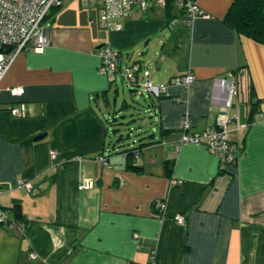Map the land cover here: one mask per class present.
Returning <instances> with one entry per match:
<instances>
[{
    "label": "crops",
    "instance_id": "crops-1",
    "mask_svg": "<svg viewBox=\"0 0 264 264\" xmlns=\"http://www.w3.org/2000/svg\"><path fill=\"white\" fill-rule=\"evenodd\" d=\"M62 1L50 20L51 45L22 51L1 82L0 207L20 206L27 224L25 233L0 225V264H264V45L224 22L234 0H196L209 17L192 24L175 2H153L113 31L100 27L97 4ZM105 44L123 64L140 61L153 83L168 86L162 98L150 97L157 129L145 142L156 143L137 161L110 137L119 124L107 110L113 95L118 103L120 83L99 72ZM236 69L240 92L247 97L253 85L260 99L248 127L238 133L231 126L237 162L223 167L203 144L177 149L184 115L191 133L236 116L238 96L227 107L215 84ZM188 72L195 76L189 88L173 83ZM16 87L23 96L9 92ZM21 104L27 116L12 115ZM128 108L124 99L119 112ZM104 154L107 164L98 160ZM167 160H175L171 176ZM86 179L96 184L81 190ZM19 180L38 193L19 188Z\"/></svg>",
    "mask_w": 264,
    "mask_h": 264
},
{
    "label": "built area",
    "instance_id": "built-area-1",
    "mask_svg": "<svg viewBox=\"0 0 264 264\" xmlns=\"http://www.w3.org/2000/svg\"><path fill=\"white\" fill-rule=\"evenodd\" d=\"M168 1L175 2L180 11L188 17V24H192L197 18H206L209 15L204 12L196 0H79L83 6L97 4L99 6V25L107 31L122 30V19L129 17L135 9L148 11L153 2L161 3L163 6ZM63 6L62 0H0V93L1 82L17 56L24 50H35L42 52L51 45L50 40V15L54 9ZM179 18L172 21L176 25ZM97 54L101 60L99 72L106 75L111 83H121L127 92H131L144 97L161 98L167 93L168 86L157 85L150 79V72L140 61H133L128 64L122 63L121 53L110 44L100 47ZM195 81L192 72L181 74L175 77L173 83L185 88H189ZM216 85H221V92L227 107L233 105V97L238 96V86L235 82V74L228 72L224 79H215ZM9 92L13 96H23L25 88H10ZM236 116L230 119L228 116H221L216 124L206 128L202 132H190L191 119L189 114L184 115L182 120L183 136L178 141L177 149L184 144H203L208 151L217 156L225 167L234 164L240 155V150L236 147L231 137V126L238 133L246 128L240 121V104L236 103ZM26 107L21 104L12 107L11 113L16 117H26ZM264 117V114H262ZM56 152L52 151V157H56ZM107 155L98 157V160L107 164ZM139 155L136 159L139 160ZM19 188H25L29 193H38V188L33 182L19 180ZM94 180L86 179L80 184L81 190L91 189L95 186ZM156 208L164 213L166 202L160 200L155 204ZM13 212L0 207V225H8L20 233H25L26 225L21 221L12 219ZM175 220L180 225L186 224L183 215H176ZM136 238L138 234L134 235ZM30 257L36 258L35 252L30 253Z\"/></svg>",
    "mask_w": 264,
    "mask_h": 264
},
{
    "label": "trees",
    "instance_id": "trees-1",
    "mask_svg": "<svg viewBox=\"0 0 264 264\" xmlns=\"http://www.w3.org/2000/svg\"><path fill=\"white\" fill-rule=\"evenodd\" d=\"M53 15L54 14L52 11L50 15V19L53 17ZM224 22L229 27L234 29L239 36L250 38L264 45V0H234L225 16ZM0 51H4V50H0ZM231 72L235 74V82L238 86V103L240 104V121L242 124L248 127L250 122L254 120L255 114L259 110L260 99L257 98V93L253 85H251L247 97L244 95L243 92L241 93L239 90V78H238L239 71L236 69ZM131 95L136 96V94L134 93H132ZM162 97L163 96H161V98ZM243 107H245L248 110V120L246 122L242 121ZM153 137H154L153 134L149 135L147 138L141 139V142L139 143L138 146L123 150L120 153L123 154L129 161H134V160L137 161L136 155L138 154L139 157H141L143 148L145 146L156 143L155 140L145 142L146 139L150 140L153 139ZM133 163L134 162L130 163L129 165L131 168H134ZM174 163L175 160H167L165 162L166 174L168 176H171L173 172ZM12 212L14 214V219L16 221H21L24 225L27 224L24 218L25 216L22 213L20 206H15L12 209Z\"/></svg>",
    "mask_w": 264,
    "mask_h": 264
},
{
    "label": "rangeland",
    "instance_id": "rangeland-1",
    "mask_svg": "<svg viewBox=\"0 0 264 264\" xmlns=\"http://www.w3.org/2000/svg\"><path fill=\"white\" fill-rule=\"evenodd\" d=\"M118 87L120 89L118 103L115 105L113 95L110 109L107 110V113H110L113 117L115 116L117 118L119 127H115V129H117L118 132L115 134L112 131L110 137L112 138L113 145L117 148V152H120L138 146L141 139L147 138L149 135L156 132L157 125L151 119V114L149 112L148 107L151 103L150 97H144L137 94L136 96H131L132 93L130 92L127 95L124 93L123 85L121 83ZM124 99L127 100L131 108L119 112ZM119 139L123 140H120L117 143Z\"/></svg>",
    "mask_w": 264,
    "mask_h": 264
},
{
    "label": "water",
    "instance_id": "water-1",
    "mask_svg": "<svg viewBox=\"0 0 264 264\" xmlns=\"http://www.w3.org/2000/svg\"><path fill=\"white\" fill-rule=\"evenodd\" d=\"M235 107V106H234ZM129 137V136H128ZM41 139H43V137L42 136H38L37 138H35V140L36 141H39V140H41ZM123 139H121V141H122ZM120 141V140H119ZM119 141H117V142H119Z\"/></svg>",
    "mask_w": 264,
    "mask_h": 264
}]
</instances>
